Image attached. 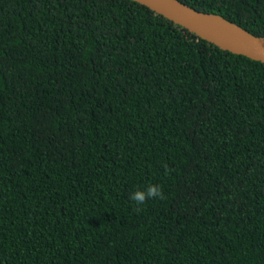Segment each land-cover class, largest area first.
Masks as SVG:
<instances>
[{
  "label": "trees",
  "instance_id": "obj_1",
  "mask_svg": "<svg viewBox=\"0 0 264 264\" xmlns=\"http://www.w3.org/2000/svg\"><path fill=\"white\" fill-rule=\"evenodd\" d=\"M180 1L264 35V0ZM0 264H264V62L134 0H0Z\"/></svg>",
  "mask_w": 264,
  "mask_h": 264
},
{
  "label": "water",
  "instance_id": "obj_2",
  "mask_svg": "<svg viewBox=\"0 0 264 264\" xmlns=\"http://www.w3.org/2000/svg\"><path fill=\"white\" fill-rule=\"evenodd\" d=\"M221 49L264 62V35H255L222 15L180 0H134Z\"/></svg>",
  "mask_w": 264,
  "mask_h": 264
},
{
  "label": "clouds",
  "instance_id": "obj_3",
  "mask_svg": "<svg viewBox=\"0 0 264 264\" xmlns=\"http://www.w3.org/2000/svg\"><path fill=\"white\" fill-rule=\"evenodd\" d=\"M150 198L163 199L164 197L162 189L157 185L150 184L147 186L146 190H137L131 196V199L136 202L137 207L142 205L146 201V199Z\"/></svg>",
  "mask_w": 264,
  "mask_h": 264
}]
</instances>
